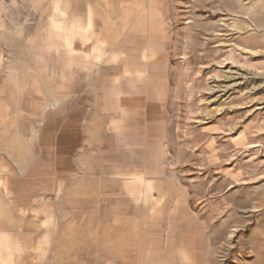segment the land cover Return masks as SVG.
Returning <instances> with one entry per match:
<instances>
[{"label":"rangeland","instance_id":"374dc122","mask_svg":"<svg viewBox=\"0 0 264 264\" xmlns=\"http://www.w3.org/2000/svg\"><path fill=\"white\" fill-rule=\"evenodd\" d=\"M0 264H264V0H0Z\"/></svg>","mask_w":264,"mask_h":264},{"label":"crops","instance_id":"0c3cea01","mask_svg":"<svg viewBox=\"0 0 264 264\" xmlns=\"http://www.w3.org/2000/svg\"><path fill=\"white\" fill-rule=\"evenodd\" d=\"M71 117H73V119H69L66 121H64V119H63L61 123H60V120H54L53 123L46 124V125H44V127L45 126H54V125H59V127L61 126L63 128V130H62V133H60L61 130L59 131V134H60L59 140L64 142L66 137L74 136L75 131H78V130L80 131V128H81V121L77 120V116L74 115V116H70V118ZM57 121H59V122H57ZM41 132L45 135L41 136L40 139L43 140V142H40V143L42 145H46L48 143L49 137H52V134L48 130H45V131L42 130ZM54 136L55 135L53 134V137Z\"/></svg>","mask_w":264,"mask_h":264}]
</instances>
